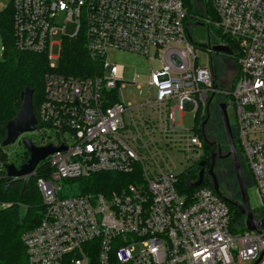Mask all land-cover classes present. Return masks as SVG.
I'll return each mask as SVG.
<instances>
[{
	"label": "built area",
	"instance_id": "built-area-1",
	"mask_svg": "<svg viewBox=\"0 0 264 264\" xmlns=\"http://www.w3.org/2000/svg\"><path fill=\"white\" fill-rule=\"evenodd\" d=\"M62 1L66 21L76 29L67 38L82 33L89 58L99 63L90 78L58 73L52 64L50 37L63 31L54 24ZM210 4L216 19L195 17V24L211 27L221 41L203 47L209 58L217 54L212 46L230 49L214 30L235 45L238 74L224 103L233 111L234 138L249 168L246 188L255 187L260 208L252 210L254 217L264 219V0ZM11 6L15 49L45 55L51 68L34 133L50 134L56 142L48 144L66 147L32 175H39L44 210L21 237L27 264H254L261 255L258 264H264V229L249 232L244 219L245 231H233L238 225L229 204L211 187H187L197 179H186L184 190L186 165L176 171L163 159L174 143L186 164L191 152L195 164L202 158V138L194 123L183 128L181 116L193 112L195 122L218 90L211 60L197 66L184 0H11ZM108 49L146 57L148 98L142 105L123 102L124 68L108 61ZM158 160L162 165H155ZM101 173L114 175L113 188L68 192L70 183Z\"/></svg>",
	"mask_w": 264,
	"mask_h": 264
},
{
	"label": "trees",
	"instance_id": "trees-1",
	"mask_svg": "<svg viewBox=\"0 0 264 264\" xmlns=\"http://www.w3.org/2000/svg\"><path fill=\"white\" fill-rule=\"evenodd\" d=\"M184 7L187 10L189 18L191 16L194 19L195 17L216 19L210 0H184ZM201 9L203 11H201ZM12 17L13 11L11 0H9L6 6L0 10V36L4 47V51L0 55V118L4 115L9 116L5 122L0 125V144H2L6 136L5 126L7 122L12 120L15 117L16 112L20 109V95L25 88L33 91V110L36 118L38 117V109L44 100V75L46 73H44V59H46V56L40 54L20 53L15 49ZM208 30L211 31L212 28L208 27ZM214 33L230 46L233 56L226 57L234 59L236 63L237 53L234 47L235 45L229 39L223 37L220 32L214 30ZM78 38L79 37L72 39L68 38V40L64 38L62 40V49L60 50L58 63H61V70L63 68L67 73L59 71L58 73L74 77L90 78L99 73V63L94 62L89 58L85 46L82 43L83 41ZM60 66H58V68ZM90 71L92 73L89 75ZM237 74L233 80V85L237 78ZM199 115H201V112L196 115L194 130L197 135L202 138L200 129L201 122L199 121L200 119L202 121L206 114L201 118H199ZM38 128L39 125L36 129ZM46 145L42 143V146ZM203 145L204 149H206V144H204V142ZM26 162L27 161L24 160L21 164ZM3 167L0 169V175L3 176L2 182L4 184H2L3 188L2 191H0V194H4V192L8 190L13 191L16 188H20V201L25 202V200H27L28 209L25 214L21 212L19 207L14 211H0V264H27L26 251L21 241V237L24 232L33 229L39 224L44 210L42 201L40 200L41 196L39 197L38 192L31 188L32 181H35L36 185V180L39 175L37 174L33 179L29 178L27 184L24 186L23 180H9L6 176V171L4 170L5 165ZM190 171L181 177V185L184 190L186 179L195 180L198 178L197 174L192 175L189 173ZM114 179L115 177L113 174H96L82 181L76 180V182L72 183L73 185H70V183L68 186V192L74 195V193L80 191L83 192V190L95 192L105 191L113 186L112 180ZM203 186L212 188V183L203 180L202 187ZM228 207L233 216L232 224L234 226L238 225L236 228L232 227V230L236 233L244 232V217L234 206L229 205ZM22 228L25 229L22 230Z\"/></svg>",
	"mask_w": 264,
	"mask_h": 264
},
{
	"label": "rangeland",
	"instance_id": "rangeland-1",
	"mask_svg": "<svg viewBox=\"0 0 264 264\" xmlns=\"http://www.w3.org/2000/svg\"><path fill=\"white\" fill-rule=\"evenodd\" d=\"M9 0H0V10H2L7 2ZM66 10H67V4L65 1H62L58 7L57 16L55 18L54 24L57 27L62 28L63 31H58L56 34L51 35L50 37V43L52 46L49 49V53L52 57L56 58L52 64H54L55 71H59L62 73H67L63 68L61 70V63H58L59 57H60V43L65 38L68 40V36H72L75 33V24L66 21ZM201 11H203L201 9ZM194 18L190 16L188 19V29L189 34L192 37L194 45L197 47L198 51V59H197V66L204 67L207 63H210L209 60H211L212 67L214 68V72L216 74V81L215 86L216 89L221 92L219 94L218 99H221L222 101H227V94L231 91L233 80L238 72L237 67V60L235 63L234 59L219 55V54H212L211 58L207 55V52L203 49V46L205 47L209 43L211 44H220L221 41L216 38L212 32H209L207 30V27L205 25L199 26L196 25V21L194 22ZM209 35V40H208ZM82 41V33L78 36ZM83 43V42H82ZM2 39L0 36V47L2 46ZM84 44V43H83ZM62 49V45H61ZM107 59L110 63H116L124 68L123 73V84L120 86L122 100L125 104H129L132 106H140L143 103L147 101L148 98V87L145 85L146 80L149 76V65L147 62V59L145 56L132 53L128 51H120L115 49H108L106 51ZM45 60V66H44V73L50 71V63ZM58 66H60L58 68ZM45 73V74H46ZM92 72H89V75ZM84 76V75H83ZM42 80V79H41ZM134 81V83H133ZM15 97V95H14ZM154 97V93H152V99ZM175 103H172V106H174ZM228 119L230 122V127L232 130L233 135L236 133V119L233 115V111L229 110L227 112ZM205 116L204 113L201 112V115H199V118ZM9 116L4 115L0 118V125L5 122V120ZM205 119V118H204ZM204 119H200V129L202 122ZM199 120V119H198ZM194 123V114L193 112L186 111L181 116V124L184 129H192ZM217 126V130L215 131V137L224 145L226 143V138L221 126L220 117L217 113V109H214V107L211 108L210 116L208 118V121L206 123V134L209 132V129H215ZM188 133V132H186ZM1 134V133H0ZM26 137L36 146H42L43 144H48L50 142H56V139L50 135V134H43L38 135L35 133L32 134H25L19 138L14 144H11L7 147H2L0 144V169L7 164H13L15 167H19L21 162L25 159L27 160L29 158L28 152L25 150L23 144H22V138ZM203 145V144H202ZM180 146V147H179ZM170 149H168L167 154L169 158H166L164 156V160H168V165L171 168L176 169V171H181L183 167L185 166V171H189L193 167L195 168L194 160L196 158L195 153L188 154V157L191 159V163L186 164L189 160L187 158V155L184 154L181 145L174 143V145H170ZM182 150V151H181ZM204 145H203V155L204 153ZM240 156L243 158V156L240 154ZM244 161V160H243ZM159 163H155V165H162L161 162L158 160ZM4 168V167H3ZM191 169V170H192ZM243 169H244V178L246 183L251 182V177L249 176V168L247 165L243 162ZM5 170V169H4ZM1 176V175H0ZM2 177L0 178V191H2L3 185ZM33 179L34 177H30ZM32 190H35L38 192L39 197L40 193L37 189V186L35 185V181H32L31 185ZM113 188V187H111ZM247 195L249 199L250 206L254 212H258L259 210V204L258 200L255 195V187L254 186H248L246 188ZM20 188H16L13 191H6L4 194H0V211L5 210H15L19 207L22 213H26L28 207H27V200L25 202L20 201L19 198L20 195ZM232 201H237L235 196H231ZM41 200V197H40ZM259 216V215H257ZM25 228H22L24 230Z\"/></svg>",
	"mask_w": 264,
	"mask_h": 264
},
{
	"label": "water",
	"instance_id": "water-1",
	"mask_svg": "<svg viewBox=\"0 0 264 264\" xmlns=\"http://www.w3.org/2000/svg\"><path fill=\"white\" fill-rule=\"evenodd\" d=\"M199 26H202V24H198ZM209 46V43L206 45ZM205 46V47H206ZM204 47V46H203ZM204 47V48H205ZM214 53L231 56L232 52L227 46L223 45H215L210 48ZM213 78L215 80L216 74L213 72ZM216 87V86H214ZM213 97V94L210 96L206 103V116L204 121L201 125V136L203 142L211 146L212 143L209 141V138L206 134V123L209 118V104L211 102V98ZM21 104L20 109L16 112L15 117L8 121L5 130H6V136L5 139L2 142V147H7L11 144H14L21 136L25 134H32L36 130L37 126V119L33 110V91L25 88V90L20 95ZM217 109L221 118V124L223 127V132L226 136V140L229 146V154L222 156L227 157L228 155H232L234 170H235V176H236V182L237 187L239 190L240 195V204H236L229 200L228 198L224 197L218 187V181L216 179V176L214 175L212 169L214 164V157L212 156V165L208 171V174L212 177V188L215 191V193L222 198L225 202H227L229 205H232L236 207L241 215L245 219V228L249 232H257L260 233L261 230L264 229V219L257 220L254 217L253 211L251 209L247 190H246V184L243 179L242 171L238 162V157L234 145V139L232 135V130L230 127V122L227 115L226 105L224 102H221L217 105ZM22 144L26 151L29 154V159L26 163L22 164L19 168L15 167L13 164H7L5 165V171L6 176L9 180L12 181H22L24 182V186L27 184L28 179L33 175L36 167L38 164L42 161H44L49 155L53 154L57 151H64L66 147L60 146L58 148L54 147L52 144H48L46 146H36L34 145L31 140L24 137L22 139ZM203 165V163H200V166ZM203 170H201L198 174V178L195 182L187 181L186 185L188 188H196L202 185L203 183ZM264 187V183H263ZM262 255L254 262V264H258L260 261Z\"/></svg>",
	"mask_w": 264,
	"mask_h": 264
},
{
	"label": "flooded vegetation",
	"instance_id": "flooded-vegetation-1",
	"mask_svg": "<svg viewBox=\"0 0 264 264\" xmlns=\"http://www.w3.org/2000/svg\"><path fill=\"white\" fill-rule=\"evenodd\" d=\"M215 81H216V78H215L214 82ZM219 94H220L219 90H215L213 93V97L211 98V102L209 104V116H210V111H211L212 107H214V109H217V105L221 102H224L221 99H218V98H220ZM206 110H207V107L205 109V114H206ZM217 113L219 115L218 109H217ZM219 117H220V115H219ZM220 121H221V118H220ZM221 126H222V124H221ZM222 129H223V127H222ZM215 131H218L217 126L215 127V129H209L207 136L209 138V141L212 143V145L211 146L206 145V149L204 150V152H206V154L204 153L202 158L200 160H198L197 163L195 164V168L193 167L192 171H190L189 173L192 175L197 174V176H198L199 172L201 170H203L204 171L203 172V180L210 181L212 183V177L208 174V171L212 165V156H213L214 157V164H213L212 171H213V173L216 176V179L218 181V187H219L220 193L224 197L228 198L231 201H232L231 196H235L237 201H232V202H234L236 204H240L241 201H240L239 190H238L237 182H236V176H235V170H234L232 155H228L227 157H222V156L229 154V152H230L227 140H226V143L223 145L215 137ZM232 135H233V133H232ZM225 138H226V136H225ZM233 139H234V145H235V149H236V153H237V157H238V162H239V165H240V168L242 171L244 182L246 184V181L244 178V169H243V162L244 161H243V158L240 156L241 152L238 149L234 135H233ZM202 142H203V140H202ZM28 156H29V154H28ZM201 162L203 163V165L200 166ZM19 167H17V168H19ZM249 176H250V174H249ZM189 180H191V179H189Z\"/></svg>",
	"mask_w": 264,
	"mask_h": 264
}]
</instances>
